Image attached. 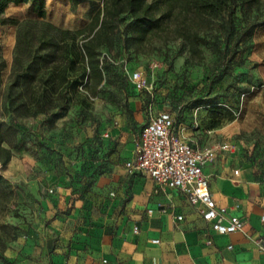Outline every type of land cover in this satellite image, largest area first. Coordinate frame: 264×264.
<instances>
[{
	"label": "rangeland",
	"instance_id": "1",
	"mask_svg": "<svg viewBox=\"0 0 264 264\" xmlns=\"http://www.w3.org/2000/svg\"><path fill=\"white\" fill-rule=\"evenodd\" d=\"M44 2L45 17H39L31 4L9 0L5 14L18 23L0 24V56L6 60L0 74V121L6 130L5 144L14 151L0 173L17 187L0 206V235L13 237L7 241L6 249L0 247V264H20V257L12 259L6 250L24 235L25 223L38 225L42 200L52 188L50 183L62 176L65 184L82 181L103 155L107 133L118 119L126 115L129 122H135L130 108L135 92L148 115L170 110L184 134L199 142L235 140L238 154L264 164V31L258 34L264 22H257L251 37L241 35L248 20L257 15L256 10L244 11L240 1L235 14L236 31L230 35L223 16L214 20L202 44V58L192 56L182 39L158 44L150 53L127 50L124 40L118 39L113 46L102 48L104 79L97 88L89 85L84 89L79 85L74 100L63 107L34 116L18 115L11 109L8 97L15 89L13 61L19 23L30 18L75 26L87 23L94 13H85L84 7L98 9L103 0L78 4L69 0ZM128 20L126 16L123 27ZM135 69L142 70L147 88H139L133 82L131 72ZM255 92L258 95L246 107L245 97ZM209 95H217L220 102L234 110L236 117L245 108L253 112L256 120L240 127L234 123L235 118L221 127L210 128V106L196 104L198 98ZM232 124L240 128L226 133ZM2 224L8 227L4 229Z\"/></svg>",
	"mask_w": 264,
	"mask_h": 264
},
{
	"label": "crops",
	"instance_id": "2",
	"mask_svg": "<svg viewBox=\"0 0 264 264\" xmlns=\"http://www.w3.org/2000/svg\"><path fill=\"white\" fill-rule=\"evenodd\" d=\"M45 7L34 12L45 17ZM96 10L84 7L85 13ZM130 108L135 122L126 115L118 119L107 133L103 155L82 181L65 184L62 176L50 183L38 225L25 223L24 235L6 254L19 256L20 264H264V249L257 243L264 236V164L238 154L235 140L199 142L182 132L193 143L235 145L203 168L217 205L225 208L224 222L233 215L243 219L240 229L219 233L179 188L129 171L126 161L135 155L150 116L137 92ZM240 127L232 124L225 132Z\"/></svg>",
	"mask_w": 264,
	"mask_h": 264
},
{
	"label": "trees",
	"instance_id": "3",
	"mask_svg": "<svg viewBox=\"0 0 264 264\" xmlns=\"http://www.w3.org/2000/svg\"><path fill=\"white\" fill-rule=\"evenodd\" d=\"M7 1L0 0V24L18 23L16 18L5 14ZM11 1L32 2L35 11L45 7L40 0ZM70 1L78 4L86 0ZM240 1L244 11H257L241 30V35L251 37L257 22H264V0H103L93 17L75 28L40 18L26 19L19 23L16 36L12 80L15 89L8 97L9 105L18 115L34 116L74 100L79 85L84 89L89 85L97 88L104 79L102 48L113 46L118 39L124 40L127 50L136 53H150L158 44L182 39L192 56L202 58V44L214 20L223 16L227 34L236 31L235 14ZM126 16L129 20L123 27ZM263 31L264 25L258 28V34ZM5 66L6 60L0 56V74ZM257 95L255 92L246 96L245 106ZM196 104L210 106V128L221 127L235 118L234 123L240 126L256 120L253 112L245 108L236 117L234 110L220 102L217 95L198 98ZM175 121L177 125L176 117ZM5 141L6 130L0 121L3 166L14 156L12 146ZM13 188L12 182L0 173V206L10 199ZM2 227L5 229L8 225L2 224ZM12 239L1 234L0 247L6 249L7 241Z\"/></svg>",
	"mask_w": 264,
	"mask_h": 264
},
{
	"label": "built area",
	"instance_id": "4",
	"mask_svg": "<svg viewBox=\"0 0 264 264\" xmlns=\"http://www.w3.org/2000/svg\"><path fill=\"white\" fill-rule=\"evenodd\" d=\"M131 78L137 87H148L142 70H133ZM234 147L229 141L212 144L191 142L177 127L174 114L162 109L150 113L149 120L140 130L135 155L126 161V166L129 171L149 174L160 184L179 188L202 216L211 222L215 231L229 233L240 229L243 219L233 215L228 222H224L225 208L217 205L210 189V179L203 168L213 162L220 152ZM257 243L264 249V236Z\"/></svg>",
	"mask_w": 264,
	"mask_h": 264
},
{
	"label": "bare ground",
	"instance_id": "5",
	"mask_svg": "<svg viewBox=\"0 0 264 264\" xmlns=\"http://www.w3.org/2000/svg\"><path fill=\"white\" fill-rule=\"evenodd\" d=\"M2 162L0 161V166H1Z\"/></svg>",
	"mask_w": 264,
	"mask_h": 264
}]
</instances>
